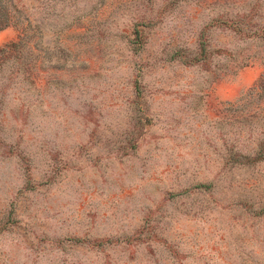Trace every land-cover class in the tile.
<instances>
[{"label": "rangeland", "instance_id": "374dc122", "mask_svg": "<svg viewBox=\"0 0 264 264\" xmlns=\"http://www.w3.org/2000/svg\"><path fill=\"white\" fill-rule=\"evenodd\" d=\"M0 264H264V0H0Z\"/></svg>", "mask_w": 264, "mask_h": 264}]
</instances>
